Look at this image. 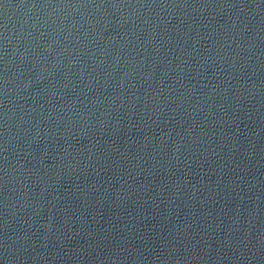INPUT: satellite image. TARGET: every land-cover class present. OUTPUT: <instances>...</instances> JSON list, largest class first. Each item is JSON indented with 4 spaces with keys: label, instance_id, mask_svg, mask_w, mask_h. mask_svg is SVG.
<instances>
[{
    "label": "water",
    "instance_id": "water-1",
    "mask_svg": "<svg viewBox=\"0 0 264 264\" xmlns=\"http://www.w3.org/2000/svg\"><path fill=\"white\" fill-rule=\"evenodd\" d=\"M0 264H264V0H0Z\"/></svg>",
    "mask_w": 264,
    "mask_h": 264
}]
</instances>
